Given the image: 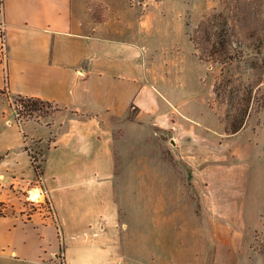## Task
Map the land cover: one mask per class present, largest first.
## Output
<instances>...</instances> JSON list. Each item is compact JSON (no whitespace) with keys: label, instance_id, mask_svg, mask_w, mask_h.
<instances>
[{"label":"crops","instance_id":"1","mask_svg":"<svg viewBox=\"0 0 264 264\" xmlns=\"http://www.w3.org/2000/svg\"><path fill=\"white\" fill-rule=\"evenodd\" d=\"M135 3L0 0V140L7 142L0 146V264H57L60 255L64 264H170L144 247L142 236L129 245L131 221L140 228L143 210L121 188L126 164L145 132L181 137L176 150L183 147L186 162L208 177L231 155L220 149L223 131L214 116L212 125L199 124L180 110L189 101L171 99L185 88L171 81V45L153 41L152 22ZM18 96L57 110L46 121L17 122ZM25 138L43 160L39 182ZM195 141L204 142L199 152ZM33 189L47 195L35 210L25 203Z\"/></svg>","mask_w":264,"mask_h":264},{"label":"rangeland","instance_id":"2","mask_svg":"<svg viewBox=\"0 0 264 264\" xmlns=\"http://www.w3.org/2000/svg\"><path fill=\"white\" fill-rule=\"evenodd\" d=\"M133 1L152 22L153 41L171 45V81L185 86L171 93V99L189 101L180 110L199 124L212 125L214 116L223 131L220 149L231 155L220 160L213 178L212 174L208 177L198 164L186 162L183 147L176 150L175 139L182 145L181 137L171 141V137H146L145 132V142L134 151L136 159L126 164L128 149L122 156L127 166L121 188L126 200L143 210L140 228L138 221H131L129 245L133 247L137 235L142 236L144 247H152L161 263L264 264V0L244 5L248 21L241 25L263 39L260 55L250 48L230 64L215 62L207 55L213 38L206 41L203 32L207 20L224 9L225 0ZM246 88L252 89L253 98L245 126L234 136L227 135L226 114L233 112L232 105ZM27 119L46 121L40 112L21 117V121ZM2 138L0 146L7 143ZM27 143L33 152H39L35 141ZM203 143L195 141L196 152ZM115 157L119 172L122 165L117 153ZM41 190L39 199L43 201L47 195ZM25 203L27 209L40 207L29 196ZM224 214L228 219L222 218ZM59 258L57 264H64L61 255Z\"/></svg>","mask_w":264,"mask_h":264},{"label":"trees","instance_id":"3","mask_svg":"<svg viewBox=\"0 0 264 264\" xmlns=\"http://www.w3.org/2000/svg\"><path fill=\"white\" fill-rule=\"evenodd\" d=\"M257 1L225 0L224 9L221 12L213 14L207 20L206 25L203 26L206 41L209 42L213 38L207 55L214 59L215 62L230 64L233 61L240 60L244 56L245 51L250 48H252L255 54L260 55L263 39L256 38L248 29L241 27L244 22L248 21L244 5L257 3ZM216 88L215 86L214 92L219 97L221 93ZM252 98V89H244V95L238 98V101L232 105L233 112H227L225 117L226 127L224 129L227 135H234L245 126V116L248 114L249 103ZM233 99L231 98L232 101ZM13 107L17 122H20L21 117H25L26 115L31 117L34 112H40L41 116L46 118L57 110L55 105L50 102L21 96L16 97ZM24 150L30 157L36 181H40L43 175V160L40 158L39 152H31L33 150L27 143L26 138Z\"/></svg>","mask_w":264,"mask_h":264},{"label":"built area","instance_id":"4","mask_svg":"<svg viewBox=\"0 0 264 264\" xmlns=\"http://www.w3.org/2000/svg\"><path fill=\"white\" fill-rule=\"evenodd\" d=\"M5 53H6V50H5V28H4V23L2 21V18H1V11H0V56L5 57ZM31 152L33 153V151H31ZM38 191H39L40 196L43 195V192L41 189ZM38 200L39 199H37V201Z\"/></svg>","mask_w":264,"mask_h":264},{"label":"bare ground","instance_id":"5","mask_svg":"<svg viewBox=\"0 0 264 264\" xmlns=\"http://www.w3.org/2000/svg\"><path fill=\"white\" fill-rule=\"evenodd\" d=\"M29 197L33 201L39 199L40 198L39 191L36 190V189L31 190L30 193H29Z\"/></svg>","mask_w":264,"mask_h":264}]
</instances>
